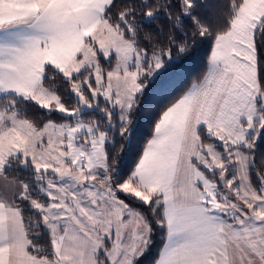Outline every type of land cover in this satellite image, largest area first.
Segmentation results:
<instances>
[{
  "label": "snow or ice",
  "instance_id": "1",
  "mask_svg": "<svg viewBox=\"0 0 264 264\" xmlns=\"http://www.w3.org/2000/svg\"><path fill=\"white\" fill-rule=\"evenodd\" d=\"M0 264H264V0H0Z\"/></svg>",
  "mask_w": 264,
  "mask_h": 264
}]
</instances>
